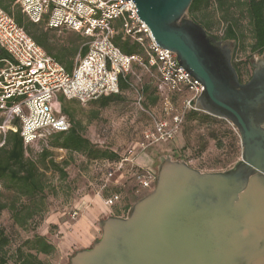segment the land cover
Here are the masks:
<instances>
[{"label": "water", "instance_id": "obj_1", "mask_svg": "<svg viewBox=\"0 0 264 264\" xmlns=\"http://www.w3.org/2000/svg\"><path fill=\"white\" fill-rule=\"evenodd\" d=\"M154 42L202 86L197 108L228 120L240 159L203 172L162 158L152 190L67 264H264V54L241 83L221 42L186 17L192 0H132Z\"/></svg>", "mask_w": 264, "mask_h": 264}, {"label": "built area", "instance_id": "obj_2", "mask_svg": "<svg viewBox=\"0 0 264 264\" xmlns=\"http://www.w3.org/2000/svg\"><path fill=\"white\" fill-rule=\"evenodd\" d=\"M13 4L33 23L44 22L47 28L80 34L87 39V50L77 56L67 72L0 6V147L8 131L19 132L25 148L53 133L67 131L70 120L61 112L59 97L84 104L118 94L119 78L132 74L133 65L145 70L154 68L163 105V115L142 131L138 150L174 140L184 111L199 110L196 99L203 86L176 63L174 52L154 42L132 0H13ZM117 35L136 43L141 53H123L113 41ZM178 95L182 97V112L172 110L174 96ZM137 99H142L138 89ZM135 155V146L124 151L105 181L128 164L138 195L154 187L156 172L137 164ZM119 199L118 193H112L103 202L112 207ZM77 210L71 217L77 215Z\"/></svg>", "mask_w": 264, "mask_h": 264}, {"label": "rangeland", "instance_id": "obj_3", "mask_svg": "<svg viewBox=\"0 0 264 264\" xmlns=\"http://www.w3.org/2000/svg\"><path fill=\"white\" fill-rule=\"evenodd\" d=\"M9 1V0H2ZM233 2L230 8H221L216 0H209L208 5L194 14L186 11V17L193 16L208 31V34L217 37L219 41L228 42L231 50V63L238 69V79L246 81L252 74V63L261 59L262 55L251 54L253 43L252 26L245 11L244 2ZM15 9V5H12ZM227 24L231 25L235 40L224 38ZM48 44L53 48L54 42L67 41L75 32L61 29L49 31ZM87 39L84 40V43ZM78 54L74 58V63ZM139 79H138V78ZM158 75L155 70H145L134 66L130 76L133 87L124 89L121 99L100 106L94 102L80 103L76 99H64L62 109L66 108L72 124L78 126L82 135L100 150H109L124 153L130 147L136 149L137 164L157 172L162 158L185 161L190 166L203 172L223 171L233 166L240 159L241 144L238 130L223 118L214 117L201 110L197 111L196 119L186 118L183 113L182 131L172 141L149 146L138 150L142 131L148 128L156 117L163 115L160 97L157 94L156 84ZM143 84L149 86L147 93L143 92ZM137 89L142 99H137ZM181 95L174 96L172 110L182 112ZM64 114V113H63ZM52 136L27 147L26 157L35 159L42 148H47L54 163L62 164L66 161V176L62 177L54 167L45 170L47 190L44 198L43 211L40 217L29 221L25 226H18L11 218L8 210L0 213V226L9 238L5 258L7 264H12L9 255L15 248L34 234L44 236L55 250L49 255L40 254L39 258L47 264H67L69 255H61L58 250L59 243L68 235L73 224L81 215L83 208L93 201H103L111 193H118L119 201L110 209L117 212L119 206L124 207L127 214L131 205L149 191H142L138 195L137 182L132 176L130 165H124L114 172L113 176L105 181L108 171L115 169V163L105 161L103 158H89L80 153H70L62 148L51 146ZM50 158V157H49ZM48 158V159H49ZM12 191H5L1 185L0 200L9 201ZM77 209V215L71 213ZM109 215H97L94 220L96 227L95 240L101 235L98 222ZM92 244V243H91ZM90 244V245H91ZM89 245V246H90ZM88 246V247H89Z\"/></svg>", "mask_w": 264, "mask_h": 264}, {"label": "trees", "instance_id": "obj_4", "mask_svg": "<svg viewBox=\"0 0 264 264\" xmlns=\"http://www.w3.org/2000/svg\"><path fill=\"white\" fill-rule=\"evenodd\" d=\"M216 1L221 8L233 6V2L229 0ZM237 1L244 2L246 5L245 11L252 26L253 43L250 47L251 54L262 55L264 54V0ZM208 2L209 0H192L187 13H197L207 6ZM12 5L13 0H9L8 2L0 0V6L13 17L17 25L23 28L67 72H70L74 66L75 56L77 54L83 56L87 50V46L84 44L86 38L75 33L67 41L54 42V47L52 48L48 44L51 37L49 34L50 28H47L44 22L38 24L31 22L17 5H15V9L12 8ZM189 18L201 25L208 33L207 29L196 21L193 16H189ZM215 38L218 40L217 37ZM224 38L227 40H235L236 38L234 30L229 24L225 28ZM113 41L125 54L141 53V49L136 43H132L128 39H122L120 35L115 36ZM2 55L6 56L5 53H2ZM232 65L238 75V69L234 64ZM134 66L138 65H133V68ZM150 70H154V68ZM130 76L131 74L125 78H119L120 92L118 94L100 97L89 102L106 106L110 102L120 100L123 90L130 87L128 84ZM142 89L144 93H147L149 86L143 84ZM157 94L154 98L155 100L160 97L158 91ZM64 99L65 97L63 96L59 97L60 102L64 101ZM62 111L64 114H68L66 108H63ZM196 117H198L196 110H188L186 113V118L196 119ZM181 131L182 127L178 135ZM51 139V146L62 148L70 153H80L89 158H103L107 162L114 163L118 162L121 157L120 153L96 148L89 139L82 135L78 126L72 124L71 121L70 128L67 131L53 133ZM26 150L27 147H24L19 132L8 131L6 133L5 142L0 147V183L5 191H12L13 195L9 201L3 202L0 200V213L3 210H8L13 222L21 227L25 226L29 221H34L36 217H40L42 214L47 190L45 170L49 169L51 165L56 172L65 177V167L68 165L66 161L63 162V165L54 163L47 148H42L35 159L26 157ZM8 245L9 238L0 226V264H7L8 258H5V255ZM54 250V246L44 236L34 234L31 238H28L21 245L17 246L14 252L9 255V259L12 264H47L39 258V255H49Z\"/></svg>", "mask_w": 264, "mask_h": 264}, {"label": "crops", "instance_id": "obj_5", "mask_svg": "<svg viewBox=\"0 0 264 264\" xmlns=\"http://www.w3.org/2000/svg\"><path fill=\"white\" fill-rule=\"evenodd\" d=\"M91 201L94 205L87 204L83 208L81 215L72 226L73 230L59 243L58 250L62 256L69 255L73 250L88 247L95 240L97 228H94V220L97 215L125 216V209L122 206H119L117 212H113L103 201Z\"/></svg>", "mask_w": 264, "mask_h": 264}, {"label": "flooded vegetation", "instance_id": "obj_6", "mask_svg": "<svg viewBox=\"0 0 264 264\" xmlns=\"http://www.w3.org/2000/svg\"><path fill=\"white\" fill-rule=\"evenodd\" d=\"M250 78H248L246 81H248ZM246 81H241V83H244V82H246Z\"/></svg>", "mask_w": 264, "mask_h": 264}]
</instances>
